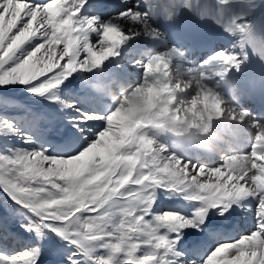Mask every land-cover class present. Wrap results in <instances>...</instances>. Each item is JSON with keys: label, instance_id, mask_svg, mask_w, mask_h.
<instances>
[{"label": "snow or ice", "instance_id": "6c2138e0", "mask_svg": "<svg viewBox=\"0 0 264 264\" xmlns=\"http://www.w3.org/2000/svg\"><path fill=\"white\" fill-rule=\"evenodd\" d=\"M264 0H0V264H264Z\"/></svg>", "mask_w": 264, "mask_h": 264}]
</instances>
